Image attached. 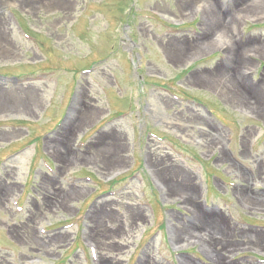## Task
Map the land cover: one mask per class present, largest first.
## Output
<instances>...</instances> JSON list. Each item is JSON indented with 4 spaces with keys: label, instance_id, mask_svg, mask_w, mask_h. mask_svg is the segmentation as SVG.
Wrapping results in <instances>:
<instances>
[{
    "label": "rangeland",
    "instance_id": "rangeland-1",
    "mask_svg": "<svg viewBox=\"0 0 264 264\" xmlns=\"http://www.w3.org/2000/svg\"><path fill=\"white\" fill-rule=\"evenodd\" d=\"M189 1L0 0V264H264V0Z\"/></svg>",
    "mask_w": 264,
    "mask_h": 264
},
{
    "label": "bare ground",
    "instance_id": "bare-ground-1",
    "mask_svg": "<svg viewBox=\"0 0 264 264\" xmlns=\"http://www.w3.org/2000/svg\"><path fill=\"white\" fill-rule=\"evenodd\" d=\"M191 1V0H190ZM189 1V2H190ZM205 2H206V11H205V13H204V15H205V18H207V19H213L214 20V22L212 23L213 25H211L210 26V28H213V31H215L216 33H220V32H224L225 33V25H226V23H228V19H229V17H220L218 14H216L217 12H215L214 11V9H213V5H212V3H210V1H208V0H205ZM187 3V2H186ZM258 5L257 4H254L253 5V9H254V11H257L258 10V7H257ZM211 37H212V35H211ZM210 37V38H211ZM208 38V37H207ZM210 38H208V39H210ZM206 39V38H205ZM202 45V44H201ZM210 45L211 44H209V42H205V46H206V48H208V47H210ZM242 50V47L241 48H239V50H238V56H240V54H239V51H241ZM229 55V54H228ZM235 92V91H234ZM238 93V92H237ZM237 99H242V96L238 93L237 94ZM36 102L34 101V99H32V96H31V98H30V100H29V103H27V104H30V105H32V104H35ZM85 110V109H84ZM79 114V115H78ZM73 116L75 117V119H77L76 121L78 122V121H80V120H83L85 117H84V113L83 112H80L79 113V110H78V107H76V108H74L73 109V112L71 113V118L69 119V121L67 122V124H65V126L67 127L66 128V134L68 133V130H69V127H70V123H71V120H72V118H73ZM78 116H79V118L80 119H78ZM59 133V132H58ZM57 133V138L55 139L58 143H59V148H60V150L62 151V153H64L65 155H67V157L69 156V158H70V155L71 154H73V152L68 148V146H67V142L65 141V140H63V138L66 136V134H65V136H64V134H63V137H59V134ZM108 167H111V164L108 166ZM171 187H178V186H176L175 184H172V185H170ZM182 192L184 193V194H186V196H188L190 199H192L193 198V190L192 189H190V188H182ZM77 194H79V191H76V192H74V193H72V195H77ZM261 202H264V200H262V201H260V203ZM250 204H252L253 206H254V204H256V205H259V204H257V203H250ZM260 206H262V205H260ZM207 228H208V230H209V232L210 233H212V230L210 229V227H209V225H205ZM186 228V225H181V224H179L178 226H176L175 228L173 227L172 228V230H171V235H172V237L173 238H175V239H177L180 235H181V233L183 232V230ZM250 238H252V239H255V240H261L263 237L262 236H260V235H251V237ZM202 241L203 242H205L203 239H202ZM207 242V241H206ZM213 242V244L215 243V241L213 240L212 241ZM203 244H205V243H203ZM230 246H232V245H229V244H225L224 246L223 245H221V247L223 248V249H225L226 247H230ZM225 247V248H224ZM183 264H190L189 262H186V261H184L183 262Z\"/></svg>",
    "mask_w": 264,
    "mask_h": 264
}]
</instances>
